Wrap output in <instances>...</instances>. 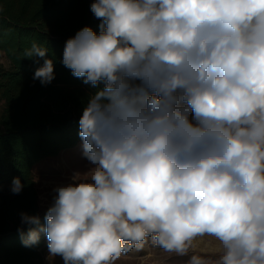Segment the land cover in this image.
Segmentation results:
<instances>
[{
  "label": "clouds",
  "instance_id": "9594fccd",
  "mask_svg": "<svg viewBox=\"0 0 264 264\" xmlns=\"http://www.w3.org/2000/svg\"><path fill=\"white\" fill-rule=\"evenodd\" d=\"M90 11L100 31L78 30L62 60L98 89L79 120L89 167L52 189L44 223L20 213L22 244L44 233L50 258L114 264L149 240L186 256L210 236L212 264H264V0H92ZM47 52H24L43 59V86L55 79ZM24 187L14 177L10 191Z\"/></svg>",
  "mask_w": 264,
  "mask_h": 264
},
{
  "label": "trees",
  "instance_id": "16d2710c",
  "mask_svg": "<svg viewBox=\"0 0 264 264\" xmlns=\"http://www.w3.org/2000/svg\"><path fill=\"white\" fill-rule=\"evenodd\" d=\"M92 0H0V53L9 64L0 67V264H43L47 238L25 247L18 231L21 212L39 215L32 168L74 148L79 120L88 99L98 90L72 75L63 65L65 42L84 26L100 31V21L90 11ZM36 43L48 49L55 79L43 86L34 81L43 64L24 57ZM103 87V84L99 86ZM14 177L25 185L13 194Z\"/></svg>",
  "mask_w": 264,
  "mask_h": 264
},
{
  "label": "rangeland",
  "instance_id": "374dc122",
  "mask_svg": "<svg viewBox=\"0 0 264 264\" xmlns=\"http://www.w3.org/2000/svg\"><path fill=\"white\" fill-rule=\"evenodd\" d=\"M0 67L8 69L9 64L0 53ZM82 142L74 148L60 152L56 157L46 159L32 168L34 188L40 211L46 212L52 201V189L59 184L71 182L72 174L76 171L84 172L89 167L88 161L82 155ZM38 181V182H35ZM220 245L215 238L210 236L198 237L193 241V248L186 256L169 253L160 247L154 246L151 241L143 249L121 254L114 264H187L193 254L204 257L212 264L220 254ZM43 264H64L61 257L54 259L48 255V248L42 254Z\"/></svg>",
  "mask_w": 264,
  "mask_h": 264
}]
</instances>
